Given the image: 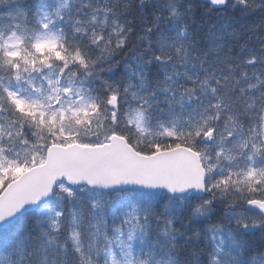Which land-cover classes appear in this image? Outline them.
I'll use <instances>...</instances> for the list:
<instances>
[{"label": "snow or ice", "instance_id": "1", "mask_svg": "<svg viewBox=\"0 0 264 264\" xmlns=\"http://www.w3.org/2000/svg\"><path fill=\"white\" fill-rule=\"evenodd\" d=\"M0 264H264V0H0Z\"/></svg>", "mask_w": 264, "mask_h": 264}, {"label": "trees", "instance_id": "2", "mask_svg": "<svg viewBox=\"0 0 264 264\" xmlns=\"http://www.w3.org/2000/svg\"><path fill=\"white\" fill-rule=\"evenodd\" d=\"M257 22H258V18H257Z\"/></svg>", "mask_w": 264, "mask_h": 264}]
</instances>
